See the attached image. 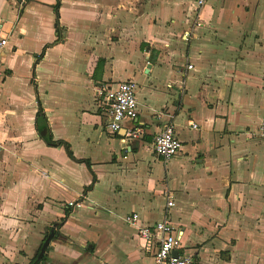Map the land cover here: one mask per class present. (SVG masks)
<instances>
[{
	"label": "crops",
	"instance_id": "0c3cea01",
	"mask_svg": "<svg viewBox=\"0 0 264 264\" xmlns=\"http://www.w3.org/2000/svg\"><path fill=\"white\" fill-rule=\"evenodd\" d=\"M1 39L0 264L51 230L36 264H154L131 213L200 264H264V0H0ZM123 81L137 117L110 133Z\"/></svg>",
	"mask_w": 264,
	"mask_h": 264
},
{
	"label": "built area",
	"instance_id": "2783aa9c",
	"mask_svg": "<svg viewBox=\"0 0 264 264\" xmlns=\"http://www.w3.org/2000/svg\"><path fill=\"white\" fill-rule=\"evenodd\" d=\"M23 1V0H22ZM197 10L206 2V0H195ZM6 44V39L0 40V47ZM188 67L191 68V65ZM2 69L0 67V77ZM99 94L104 97V110L108 115L107 129L114 133L121 128L124 120H133L137 117V102L135 98V84L131 81L119 82L113 87L103 88ZM195 126V125H193ZM139 129H130L125 132L124 139L137 137ZM258 136L264 139V117L258 128ZM181 143L175 134L172 122L164 124L163 128L154 136L152 141L153 152L162 157L169 159L179 151ZM168 206L172 202L167 203ZM81 203L69 201L68 206L78 207ZM125 221L138 230L141 238L149 243L153 235L158 238V245L154 253V264H200L197 260L189 256H173L172 251L176 243L173 233V226L165 221L155 222L152 225H139L138 214L131 213L125 217Z\"/></svg>",
	"mask_w": 264,
	"mask_h": 264
},
{
	"label": "water",
	"instance_id": "95a60500",
	"mask_svg": "<svg viewBox=\"0 0 264 264\" xmlns=\"http://www.w3.org/2000/svg\"><path fill=\"white\" fill-rule=\"evenodd\" d=\"M53 234H54V232H53V230H51L50 233H49V235L45 238V240H44L42 246L40 247V252H39L37 258H36L31 264H36V262H37V261L39 260V258L42 256V254H43V252H44V249H45V247L48 245L49 240H50V238L53 236ZM172 255H173V256H177V254H176L175 252H173V251H172Z\"/></svg>",
	"mask_w": 264,
	"mask_h": 264
},
{
	"label": "trees",
	"instance_id": "16d2710c",
	"mask_svg": "<svg viewBox=\"0 0 264 264\" xmlns=\"http://www.w3.org/2000/svg\"><path fill=\"white\" fill-rule=\"evenodd\" d=\"M39 113H40V111H39ZM58 144H60V142H58ZM69 154H70V152H69Z\"/></svg>",
	"mask_w": 264,
	"mask_h": 264
}]
</instances>
